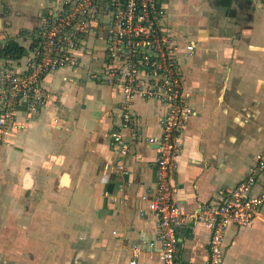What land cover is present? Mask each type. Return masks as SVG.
I'll list each match as a JSON object with an SVG mask.
<instances>
[{
	"label": "crops",
	"instance_id": "1",
	"mask_svg": "<svg viewBox=\"0 0 264 264\" xmlns=\"http://www.w3.org/2000/svg\"><path fill=\"white\" fill-rule=\"evenodd\" d=\"M162 2L163 25L178 46L183 93L194 111L170 173L174 199L189 216L177 227L178 256L205 264L210 232L191 215L226 196L254 170L258 155L264 161V4ZM46 3L0 0V46L12 39L28 49ZM186 43L194 45L189 56ZM94 65L85 53L75 68L47 76L48 101L32 119L20 116L22 128L0 147V264L17 257L32 264H160L157 219L148 210L156 153L145 138L160 135L165 108L134 102L142 138L117 158L109 136L120 95L92 79ZM119 160L126 175L115 171ZM256 178L254 194L264 186V169ZM35 244L46 261L33 257ZM222 264H264V207L252 227L226 230Z\"/></svg>",
	"mask_w": 264,
	"mask_h": 264
},
{
	"label": "built area",
	"instance_id": "2",
	"mask_svg": "<svg viewBox=\"0 0 264 264\" xmlns=\"http://www.w3.org/2000/svg\"><path fill=\"white\" fill-rule=\"evenodd\" d=\"M253 1L264 4V0ZM46 4L29 36L28 52L16 61L0 59V137L9 139L22 128L20 116L30 120L41 111L48 101L43 87L47 76L75 68L85 53L90 55L95 64L92 79L120 95L118 123L109 136L117 158L124 159L133 142L142 138L134 102L153 101L165 108L160 135L145 138L156 153V186L148 210L157 219L160 264H187L178 256L177 227L189 216L174 199L170 173L183 147L185 124L194 111L183 93L178 46L163 25L162 0H47ZM183 51L189 56L194 45L186 43ZM263 169V158L258 155L254 170L226 196L191 215L210 232L205 264H222L225 232L230 226L254 225L264 207V186L252 192L256 174ZM115 171L128 173L121 160ZM134 251L136 258L137 246Z\"/></svg>",
	"mask_w": 264,
	"mask_h": 264
},
{
	"label": "trees",
	"instance_id": "3",
	"mask_svg": "<svg viewBox=\"0 0 264 264\" xmlns=\"http://www.w3.org/2000/svg\"><path fill=\"white\" fill-rule=\"evenodd\" d=\"M27 52L28 49H24L16 41L9 39L0 46V59L16 61L22 58Z\"/></svg>",
	"mask_w": 264,
	"mask_h": 264
},
{
	"label": "rangeland",
	"instance_id": "4",
	"mask_svg": "<svg viewBox=\"0 0 264 264\" xmlns=\"http://www.w3.org/2000/svg\"><path fill=\"white\" fill-rule=\"evenodd\" d=\"M29 39L30 38H28V41H29ZM9 136V135H8ZM2 137H0V147H5V146H8L9 145V139H5V138H2ZM69 221H71V219H67V223H69ZM40 234H42V236H39L40 237V239H45L46 238V236H47V234H46V232H40ZM54 234V233H53ZM51 236H54L53 237V240L55 239V240H57V238H56V235H52V234H50V237ZM64 238L63 237H61L60 238V242L63 240ZM47 240V239H46ZM46 240H44L43 241V243H45L46 242ZM64 241H66L65 239H64ZM35 246H36V249L38 250L37 251V253L35 254V256H33L34 258H35V260H41V259H43L44 261H46L44 258H42L41 256H40V252H41V250L43 249V247L42 246H40V251H39V245L38 244H35ZM24 248V247H23ZM23 248H21V251H24V252H28V251H25ZM30 261V260H29ZM29 261L28 262H24V261H22V258H19V257H17L16 259H15V261L13 262V264H32V262L31 263H29ZM10 262V261H9ZM10 264H11V262H10ZM34 264H36V263H34Z\"/></svg>",
	"mask_w": 264,
	"mask_h": 264
}]
</instances>
